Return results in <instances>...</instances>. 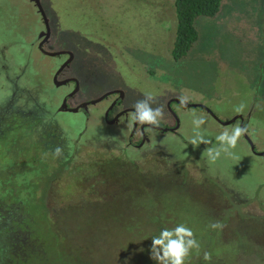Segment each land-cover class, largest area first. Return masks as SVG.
Instances as JSON below:
<instances>
[{
    "label": "rangeland",
    "instance_id": "374dc122",
    "mask_svg": "<svg viewBox=\"0 0 264 264\" xmlns=\"http://www.w3.org/2000/svg\"><path fill=\"white\" fill-rule=\"evenodd\" d=\"M40 3L50 26L45 50L74 54V61L58 77L79 81L80 91L70 107L118 89L124 94L121 108H132L151 93L165 108L159 127H174L170 109L176 113L179 128L175 133L148 128V142L137 149L128 145L129 118L122 117L114 125L104 122L102 113L112 97L89 106L87 115L59 112L65 95L74 90L72 84L57 88L52 81L66 57L50 58L37 50L44 26L30 0H0V120L10 113L42 116L61 129L70 148L77 145L78 160L94 159V153L102 150L128 163L149 161L164 170L161 177L150 178L140 193L121 195L123 189H119L121 193L112 191L116 198L108 193L101 196V203L115 198L107 205L77 206L80 202L72 199L66 203L64 197L58 203L48 197L45 208L49 217L40 214L34 223L43 250L16 264H156L150 259L151 238L162 228L179 223L190 227L201 244L200 257L193 253L190 258L189 264H196L203 251L219 253L224 243L233 241L232 230L242 232L236 227L238 215L264 216V157L252 152L243 137L234 150L235 158L222 153L213 162L205 153V148L218 147L215 137L225 130L231 132L238 120L223 126L202 109H184L174 103L167 107L168 102L185 95L188 103L208 108L220 121L241 116L249 126L247 135L255 152H264V0H223L214 17L197 18L198 40L177 62L171 56L174 0ZM241 103L244 111L235 112ZM196 117L206 120L199 130L193 125ZM19 124L23 130L25 122ZM197 131L212 144L193 146L190 141ZM10 138L6 131L3 141ZM138 141L135 134L132 143ZM2 146L0 160L8 155ZM103 164L105 169L113 167L111 162ZM168 174L171 176L165 177ZM215 182L231 190L227 203L215 190ZM85 190L87 201H101L88 187ZM232 196L246 205L231 206ZM61 209L66 214L60 215L64 225L56 223L65 231L59 230L56 236L49 225ZM50 212L55 217L50 218ZM217 221L224 227L213 230L209 225ZM250 241L249 246L244 241L245 249L237 253H264L248 250L251 245L262 247L264 240Z\"/></svg>",
    "mask_w": 264,
    "mask_h": 264
},
{
    "label": "trees",
    "instance_id": "16d2710c",
    "mask_svg": "<svg viewBox=\"0 0 264 264\" xmlns=\"http://www.w3.org/2000/svg\"><path fill=\"white\" fill-rule=\"evenodd\" d=\"M222 1L174 0L176 27L171 56L175 62L184 58L198 40L195 20L199 17H214L219 12ZM21 122L26 124L23 130L19 127ZM6 131L11 138L4 142L3 135ZM0 144V148L4 145L8 149V155L2 156L4 159L0 160V264H16L20 259L27 261L31 254L42 252L43 246L38 243L34 234L36 232L34 223L40 214L49 217L45 208L48 197L58 203L64 197L66 203L72 199L80 202L77 206L107 205L118 197L112 194V191L121 193L119 189H123L121 195L140 193V188L144 187L150 178L161 177L159 173H164V170L155 163L149 161L144 165L135 164L133 161L128 163L114 153H103L102 150L94 153L97 154L94 159L78 160L77 145L72 144L70 148L60 128L53 126L45 117L34 114L22 116L10 113L1 119ZM57 146L63 149V155L59 158L53 154ZM104 162H111L113 167L105 169ZM135 172L138 173L136 175L138 179L134 183ZM170 176L171 174H168L165 177ZM128 184L131 185L129 188L126 187ZM86 187L97 200L101 201H87L85 195L88 190L84 191ZM216 191L225 198V202H228L226 194L220 188ZM106 193L115 198L101 203L104 198L100 197ZM245 205L235 199L231 202L233 207ZM63 211V209L59 211L57 219L51 218L55 215L50 212V231L56 236L59 230L65 231L64 226L59 228L56 223L60 222L61 214L66 217ZM238 218L236 223L239 224L236 227L242 229V232L232 230L235 235L231 242L234 244L224 243L219 253H211L210 264H264V253H237L240 248L245 249L244 241L252 243L250 240H264V216L253 218L248 214H241ZM229 220L232 221V218ZM71 249L74 250V246ZM248 250L264 252V245L262 247L251 245ZM196 264L206 262L201 256Z\"/></svg>",
    "mask_w": 264,
    "mask_h": 264
},
{
    "label": "clouds",
    "instance_id": "9594fccd",
    "mask_svg": "<svg viewBox=\"0 0 264 264\" xmlns=\"http://www.w3.org/2000/svg\"><path fill=\"white\" fill-rule=\"evenodd\" d=\"M178 99L181 106H187L189 102L187 96L180 95ZM154 104L157 106L153 107ZM132 108L133 111L128 114V127L131 129L134 125L138 126L136 128L137 132H140L145 125L159 127L165 116L164 105L157 104L156 99L151 93H146L142 99L137 100L132 105ZM244 108L245 105L241 103L237 105L234 110L237 113H242ZM205 123L206 120L202 117L193 119V125L197 130ZM247 134H250L249 126L237 123L232 127L231 132L225 130L217 135L215 140L218 147L213 146L205 148V153L213 162L220 158L222 153L228 157L235 158L234 150L237 148L241 137ZM190 142L193 146L212 144V141L205 138L199 131H197ZM53 154L55 157L59 158L63 155V149L57 146ZM209 226L213 230L222 229L224 227L219 221L213 222ZM201 251V244L197 240L195 233L184 223H179L172 228H162L158 235L151 238V246L149 249L150 259L155 261L156 264H189L193 253L199 258ZM202 258L206 264H210L212 254L208 251H203Z\"/></svg>",
    "mask_w": 264,
    "mask_h": 264
},
{
    "label": "water",
    "instance_id": "95a60500",
    "mask_svg": "<svg viewBox=\"0 0 264 264\" xmlns=\"http://www.w3.org/2000/svg\"><path fill=\"white\" fill-rule=\"evenodd\" d=\"M30 1L33 2L34 5H35V7L37 8V11H38V13L41 16V21H42L43 26H44V31H42L39 34V36H38V38L41 40L40 43L38 44V50L44 56H47V57H50V58L59 57V56L64 55V54H67L68 55V59L66 61H64L62 63V65L59 67V69L56 71L55 75L53 76L52 81H53V85L55 87H57V88L62 87V86H65V85L69 84L70 82H74L75 83V88H74V90L71 93L68 94L69 97H72L79 90L78 81L76 79H73V78L72 79L67 78V79L59 80L58 77H59L60 73H62L66 68L69 67L70 63L73 60V56L74 55L70 51H53V52H50V51H46L43 48L44 44L48 41V38L50 36L49 20L46 17L45 11H44L41 3H40V0H30ZM111 93L112 92H107V93L103 94L101 97H99L98 99L92 100L89 103L81 104V105H79L78 107H75V108H69L67 106L66 98H64L63 101H62V103H61V105H60V107H59V109H58V111L59 112H62V113H77L80 109L86 108L88 104H90V105H96L97 103L102 102L106 97L110 96ZM119 93H120V98H123V92L122 91H119ZM172 102L178 103L180 105L179 100L174 99V100L168 102L167 106L169 107L170 103H172ZM181 107L184 108V109H187V108H193V109H197L198 108V109H202L205 112H207L215 121H217L218 123H220L223 126H227V125L233 124L238 119L241 120V121L243 120V118L241 116H236L233 119H230L228 121H220L208 108H206V107H204V106H202L200 104H190V103H188L186 107H184V106H181ZM170 113L175 118V120H176L175 124L176 125L172 129H170L169 131L170 132H174V131H177V129L179 128V120H178L177 116L172 111ZM122 114L123 113L116 115L114 117V119H112L110 121H107L106 123L108 125H112V124L118 123L119 122V117ZM240 124H242V123H240ZM145 127H150L153 130H157V131H160V132H166V131H168L167 129H163L161 127H152V126L145 125V126H143V129L141 130L142 132L144 131V128ZM135 128H136V125L133 126V130L132 131H134ZM243 138L249 144L250 149H251L252 152H254L258 156L264 157V152L263 153H257V152H255V147L252 144V142L250 141L248 135L243 136Z\"/></svg>",
    "mask_w": 264,
    "mask_h": 264
},
{
    "label": "flooded vegetation",
    "instance_id": "af4514ba",
    "mask_svg": "<svg viewBox=\"0 0 264 264\" xmlns=\"http://www.w3.org/2000/svg\"><path fill=\"white\" fill-rule=\"evenodd\" d=\"M32 4H34L33 2H31ZM41 33V32H40ZM41 41V40H40ZM40 41H39V43H40ZM49 42H50V36H49V38H48V41L44 44V46H43V48L44 49H48V47H47V45L49 44ZM38 43V44H39ZM38 44H37V50H38ZM39 51V50H38ZM62 51H66V50H62ZM39 53H41L40 51H39ZM42 54V53H41ZM43 55V54H42ZM74 55V54H73ZM62 56H64V57H66V59L64 60V61H66L67 59H68V55L67 54H64V55H62ZM63 61V62H64ZM74 61V56H73V60H72V62ZM71 62V63H72ZM71 65V64H70ZM73 77H70L69 79H72ZM73 79H76V78H73ZM77 81H78V79H76ZM69 84H72L73 85V88H75V83L74 82H70ZM78 86H79V81H78ZM72 88V89H73ZM79 91H80V88H79ZM119 91L120 90H118V89H114V90H112V91H109V92H112L111 93V95L110 96H108V97H106L104 100H106V99H108L109 97H112V99H111V101H110V104H109V106L103 111V118H104V122L106 123L107 121H110V120H112V119H114V117L116 116V115H118V114H121V113H123L120 117H119V119L120 118H124V119H128L129 118V116H128V114H129V112H131V111H133V109L132 108H127V107H124V108H121V105H122V103H123V101H124V94H123V98H120V93H119ZM107 93V92H106ZM105 94V93H104ZM75 95V94H74ZM72 96V97H69V95L68 94H66L65 95V97L64 98H66V102H67V106L69 107V108H75V107H78L79 105H81V104H84V103H89V102H91L92 100H90V101H85V102H82V103H79L77 106H75V107H70L69 105H70V101L75 97V96ZM102 96V95H101ZM100 96V97H101ZM63 98V99H64ZM99 98V97H98ZM98 98H96V99H98ZM95 100V99H94ZM103 100V101H104ZM63 101V100H62ZM62 101H61V103H62ZM101 102H99V103H97L96 105H98V104H100ZM172 103H174L175 105H177V106H179V107H181L178 103H175V102H172ZM171 104V103H170ZM96 105H90V104H88L87 105V107L86 108H83V109H80L79 111H81V112H83L85 115H87L88 114V107L89 106H96ZM170 106V105H169ZM60 107V106H59ZM111 107V108H110ZM168 107V106H167ZM110 108V109H109ZM169 108V107H168ZM169 111L171 112V110L169 109ZM169 112V113H170ZM175 115H176V113L175 112H173ZM170 115H171V113H170ZM172 116V115H171ZM173 117V116H172ZM173 119L175 120V118L173 117ZM175 122H176V120H175ZM238 122L239 123H242L243 125H245V123H244V121L242 120H239L238 119ZM107 124V123H106ZM116 124V123H115ZM108 125V124H107ZM112 125H114V124H112ZM176 125V124H175ZM174 125V126H175ZM138 126H136V128H137ZM136 128L134 129V131H132L133 130V127L131 128V131H130V133H129V138H128V145L130 146H132V147H135V148H137V149H140L143 145H144V143L145 142H148V138L146 137V130L148 129V128H150V127H145L144 128V133L142 132V131H140V132H137L136 131ZM161 128H163V129H167L168 131H166V132H170L169 130L170 129H172V128H165V127H161ZM150 129H152V128H150ZM157 131V130H156ZM170 133H175V131L174 132H170ZM135 134H138L139 135V141L137 142V143H132V138H133V136L135 135ZM143 141V142H142ZM258 156V155H257ZM216 183V182H215ZM218 186V188H220L227 196H228V201H229V199H231V196H229V194H231V190H229V189H227V188H225L223 185H221V184H218V183H216ZM220 186V187H219ZM215 190H216V188H215ZM235 200H237L238 202H240L241 203V201L240 200H238V199H236L235 198ZM231 202H234V199H233V196H232V201ZM225 203H227V202H225ZM244 201H242V204L244 205ZM262 216V215H261Z\"/></svg>",
    "mask_w": 264,
    "mask_h": 264
}]
</instances>
